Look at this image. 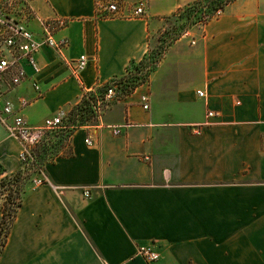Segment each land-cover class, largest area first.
I'll list each match as a JSON object with an SVG mask.
<instances>
[{
  "label": "crops",
  "instance_id": "obj_1",
  "mask_svg": "<svg viewBox=\"0 0 264 264\" xmlns=\"http://www.w3.org/2000/svg\"><path fill=\"white\" fill-rule=\"evenodd\" d=\"M196 1L120 0L119 15L101 18L95 0H32L27 29L40 38L42 21L62 18L53 37L68 47L43 46L40 73L24 65L28 78L0 83V96L34 127L97 100L147 55L162 20ZM67 145L44 164L46 182L25 187L0 264H148L136 256L148 244L159 254L150 264H264V0H232L185 32ZM21 151L0 123V178L26 169Z\"/></svg>",
  "mask_w": 264,
  "mask_h": 264
},
{
  "label": "built area",
  "instance_id": "obj_2",
  "mask_svg": "<svg viewBox=\"0 0 264 264\" xmlns=\"http://www.w3.org/2000/svg\"><path fill=\"white\" fill-rule=\"evenodd\" d=\"M32 0H0V83L7 84V90L11 91L27 79L24 65L29 67L34 75L40 73V67L36 62V54L43 47L54 49L58 54L68 47V40L62 38L58 41L54 39V33L66 26L67 22L62 18L45 20L41 22L42 35L36 38L34 34L27 29L24 21L34 17L30 8ZM120 0H95L96 14L101 17L113 18L120 13ZM145 2L140 1L132 12L133 17H141L145 14ZM222 11L218 10L214 16H218ZM213 16V17H214ZM206 22V21H205ZM88 59L82 55L74 65L75 72H81L87 66ZM116 80L109 83L105 92L99 97L92 106L93 113L96 116L100 112V107L111 103L117 99ZM35 91H39L36 81L32 82ZM199 97H203V92L199 91ZM148 98L146 95L140 96L142 109L147 110ZM19 109L25 108L28 103L24 99L18 102ZM217 113L209 111L207 118L215 117ZM69 113L59 111L56 115L48 117L43 124L38 127L29 125L24 117L15 110L12 102L5 100L0 96V123L4 125L8 136L16 140L21 146V163H30L33 160L32 151L43 142L48 141L50 136H56L60 133L70 136L74 128L69 122ZM125 126H107L113 135L119 136ZM85 144L91 146L89 138L84 140ZM148 160V158H145ZM40 178L34 180V185H42L46 178L40 172ZM84 196L88 197L89 192L85 191ZM136 256L143 259L146 263H154L159 259L158 252L154 245H140L136 248Z\"/></svg>",
  "mask_w": 264,
  "mask_h": 264
},
{
  "label": "trees",
  "instance_id": "obj_3",
  "mask_svg": "<svg viewBox=\"0 0 264 264\" xmlns=\"http://www.w3.org/2000/svg\"><path fill=\"white\" fill-rule=\"evenodd\" d=\"M230 1L232 0H198L188 7L180 9L177 13L185 12L186 10L191 8L198 10L205 6V10L201 12L200 16H198L196 19L189 20L188 25L191 26L199 22H205L208 19L212 18L218 10L222 11L225 5ZM177 13H175V15ZM147 60L148 57L146 55L142 59V61L135 65V69L138 71L142 68H148V71H153L158 65L159 60L153 61L152 63H149ZM135 79H139L138 76H135L133 73H131V70L128 69V72L124 77L116 80L118 82L117 86L119 87L122 83H125V85L131 84L130 91H128V93L126 94L128 95L141 84L135 83ZM106 87L101 89L100 93L105 92ZM87 98L92 100L88 102ZM95 101V97L91 94L84 96L81 103L69 113V122L74 128L85 125L84 122L79 119V117L81 118L83 113H93L92 106L95 104ZM51 140L52 136L49 137L48 141L43 142L41 145L33 149V160L30 163H25L26 165H28V168L26 167L27 170L23 169V171H18L17 173H14L12 175L0 178V197L3 196L4 198L0 212V255L6 244L11 225L15 220L18 209L22 205L26 187L25 181H27V179L29 178L31 174L30 172L40 173L43 169L44 164L57 155H55V152L57 153L58 151L52 149L53 144L51 143Z\"/></svg>",
  "mask_w": 264,
  "mask_h": 264
},
{
  "label": "rangeland",
  "instance_id": "obj_4",
  "mask_svg": "<svg viewBox=\"0 0 264 264\" xmlns=\"http://www.w3.org/2000/svg\"><path fill=\"white\" fill-rule=\"evenodd\" d=\"M205 10V6L200 9H188L185 12H179L176 15H172L170 17L164 18L160 24V30L156 33H153L150 36V44H149V50L147 53L148 62L152 63L156 60H161L165 52L168 50V48L185 32L188 30H191L196 24L189 26L188 22L190 19H196L198 16L201 15V12ZM190 16V17H189ZM202 22H199L197 24H200ZM136 65V64H135ZM135 65H133L130 70L131 73H133L135 76H138L139 79H135V83H144L146 80H148L149 75L152 71H148V68H142L140 70L135 69ZM130 86L125 85V83H122L119 87H117V97H123L125 96L128 91H130ZM92 99H88L87 101L90 102ZM109 103L102 105L107 106ZM81 121L86 123H92L96 119V114H93L91 112L89 113H83ZM68 139L69 136L62 135V133L52 136L51 143L53 144L54 150H57L58 152H55V155H59L63 152H67L68 150ZM56 155V156H57ZM32 173V176L25 181V186L27 185H34V180L40 178V173ZM37 176V177H36ZM31 180V181H30ZM35 186V185H34ZM3 196L0 197V212H1V206L3 204Z\"/></svg>",
  "mask_w": 264,
  "mask_h": 264
}]
</instances>
